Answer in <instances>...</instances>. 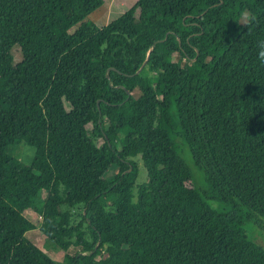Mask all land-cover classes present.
<instances>
[{
    "label": "trees",
    "instance_id": "obj_1",
    "mask_svg": "<svg viewBox=\"0 0 264 264\" xmlns=\"http://www.w3.org/2000/svg\"><path fill=\"white\" fill-rule=\"evenodd\" d=\"M104 3L0 0V264H63L32 213L70 264H264V0L135 3L47 52Z\"/></svg>",
    "mask_w": 264,
    "mask_h": 264
},
{
    "label": "rangeland",
    "instance_id": "obj_2",
    "mask_svg": "<svg viewBox=\"0 0 264 264\" xmlns=\"http://www.w3.org/2000/svg\"><path fill=\"white\" fill-rule=\"evenodd\" d=\"M135 3H141L145 7H149L150 5H152V0H105L103 6L98 8L91 15V20L88 21L89 23H85V25H82L78 30H74V32L68 33L64 37H61L54 44L47 48V52L50 54L55 53L56 55L60 54L71 46L77 44L79 41L87 38L96 29L105 26L106 24L123 14ZM249 18L250 14L245 13L242 17V21L245 23ZM21 42L23 43V45L18 50L14 51L16 62L23 60L25 57L31 56L33 53L27 43L23 41V39L21 40ZM36 62L38 64L45 63L44 61L38 62L37 59ZM75 104L80 107V100H76ZM180 143H182V141H180ZM183 145H185L184 142ZM182 147V156L186 159L193 172V183L200 189H204L206 187L208 188L204 172L194 162L189 147L187 145ZM12 153L21 157L25 163H29L34 156L35 150L31 145L22 143L14 147L12 149ZM138 163L140 172L138 181L139 183H142L147 180V171L142 161L139 160ZM210 203L215 208L229 209V207L223 205L219 200H211ZM19 209H25V204H20ZM31 215L35 219L37 228L27 233L29 239H31L39 247H43V249H45L46 252L55 260L62 262L63 264H70L72 260L71 254L73 250L70 254L61 250L59 247L47 244L44 235L48 231V226L41 216H38L34 213H32ZM243 228L250 237H252L257 243L264 247V218H259L258 221H249L243 226Z\"/></svg>",
    "mask_w": 264,
    "mask_h": 264
},
{
    "label": "clouds",
    "instance_id": "obj_3",
    "mask_svg": "<svg viewBox=\"0 0 264 264\" xmlns=\"http://www.w3.org/2000/svg\"><path fill=\"white\" fill-rule=\"evenodd\" d=\"M252 19L254 20V18ZM257 49H258V58L261 63H264V40H259L257 42Z\"/></svg>",
    "mask_w": 264,
    "mask_h": 264
}]
</instances>
